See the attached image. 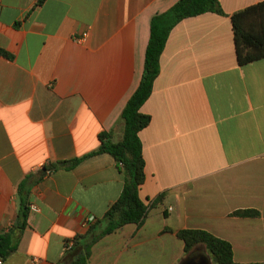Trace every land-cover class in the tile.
I'll return each mask as SVG.
<instances>
[{
    "label": "crops",
    "instance_id": "0c3cea01",
    "mask_svg": "<svg viewBox=\"0 0 264 264\" xmlns=\"http://www.w3.org/2000/svg\"><path fill=\"white\" fill-rule=\"evenodd\" d=\"M36 1L0 0V47L12 55L0 54V231L15 222L27 173L96 149L101 131L120 138L150 17L175 0ZM258 1L219 0L223 13L170 29L139 107L150 117L138 131L141 221L99 234L123 177L110 153H94L31 186L37 209L1 264H71L93 237L86 264H214L203 244L184 250L183 228L228 240L234 264H264V56L238 63L230 19Z\"/></svg>",
    "mask_w": 264,
    "mask_h": 264
},
{
    "label": "trees",
    "instance_id": "16d2710c",
    "mask_svg": "<svg viewBox=\"0 0 264 264\" xmlns=\"http://www.w3.org/2000/svg\"><path fill=\"white\" fill-rule=\"evenodd\" d=\"M41 0H37L36 4ZM205 11L223 13L219 0H175L169 7L151 15L149 35L144 51V62L137 86L126 99L119 118L122 121V134L119 139L112 140L110 133H99L98 147L81 156L61 159L43 164L35 172L27 173L16 185L18 200L17 217L13 225L0 231V257L2 259L16 248L22 229L26 225L29 211L28 195L31 186L41 179L47 171L59 166L71 168L84 157L94 153L108 152L122 174L123 184L117 198L106 209L100 221L103 227L99 234L110 232L126 222H139L144 217L148 203L139 196L138 189L145 177L144 158L141 140L138 135L140 128L149 122V115L139 110L142 102L152 89V83L159 72V57L170 29L182 18ZM235 51L238 63H245L264 56V0L247 5L233 11L230 15ZM0 54L12 55L0 47ZM163 195L159 192L153 200ZM258 211L254 208H238L232 214L254 216ZM177 235L183 240L184 250L188 251L196 244H203L214 264H234L231 243L201 228L179 229ZM89 242L85 243L71 264H86L89 253ZM257 264V263H249Z\"/></svg>",
    "mask_w": 264,
    "mask_h": 264
},
{
    "label": "built area",
    "instance_id": "2783aa9c",
    "mask_svg": "<svg viewBox=\"0 0 264 264\" xmlns=\"http://www.w3.org/2000/svg\"><path fill=\"white\" fill-rule=\"evenodd\" d=\"M30 209H37V206L35 204H30L29 206ZM92 217H90L89 219H91ZM71 243V241L69 242V244ZM36 258L33 257L31 260H30V264H33L35 262ZM3 262V259L0 257V264Z\"/></svg>",
    "mask_w": 264,
    "mask_h": 264
}]
</instances>
